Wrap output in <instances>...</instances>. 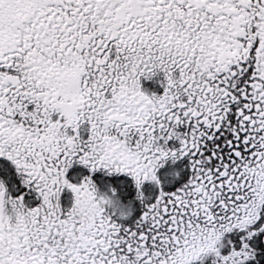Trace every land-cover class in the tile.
Listing matches in <instances>:
<instances>
[{
  "label": "snow or ice",
  "instance_id": "6c2138e0",
  "mask_svg": "<svg viewBox=\"0 0 264 264\" xmlns=\"http://www.w3.org/2000/svg\"><path fill=\"white\" fill-rule=\"evenodd\" d=\"M0 264H264V0H0Z\"/></svg>",
  "mask_w": 264,
  "mask_h": 264
}]
</instances>
